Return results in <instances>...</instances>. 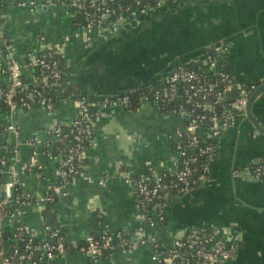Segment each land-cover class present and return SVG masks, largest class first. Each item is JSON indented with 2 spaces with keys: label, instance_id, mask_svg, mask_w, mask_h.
Returning a JSON list of instances; mask_svg holds the SVG:
<instances>
[{
  "label": "crops",
  "instance_id": "1",
  "mask_svg": "<svg viewBox=\"0 0 264 264\" xmlns=\"http://www.w3.org/2000/svg\"><path fill=\"white\" fill-rule=\"evenodd\" d=\"M178 6L154 12L117 35L102 36L77 26L62 6L0 0L2 31L10 45L5 49L0 43V67L20 64L29 88L37 79L32 62L45 46L60 45L65 90L89 100L152 86L179 65L189 64H200L213 74L224 68L238 84L264 85V0H182ZM223 48L227 51L216 63L205 62L206 53ZM8 86V74L0 71V88ZM57 96L61 101L52 110L37 101L25 110L0 107V135L5 138L0 151L5 147L4 157L17 159L22 183L10 197L12 215L0 222V248L9 250L20 242L18 226L37 243L53 227L74 244L89 236L113 240L118 234L136 242L143 223L135 183L150 173L177 170L176 132L186 119L150 103L133 110L102 109L93 141L82 151L87 175L72 180L65 196L49 201L58 184L59 161L51 153L55 137L50 131L73 124L79 109L74 96L65 99L60 91ZM252 115L254 122L243 114L202 127L203 139L215 142L211 180L168 203L164 225L148 230L153 241L97 261L71 249L25 264H162L157 246L171 248L194 229L224 232L235 245L227 264H264V182L235 174L264 161V90L253 102ZM12 125L19 137L7 132ZM2 178L3 183L9 180L8 174ZM17 197L26 203L19 206Z\"/></svg>",
  "mask_w": 264,
  "mask_h": 264
},
{
  "label": "built area",
  "instance_id": "2",
  "mask_svg": "<svg viewBox=\"0 0 264 264\" xmlns=\"http://www.w3.org/2000/svg\"><path fill=\"white\" fill-rule=\"evenodd\" d=\"M44 5H59L67 9L72 15V18L79 16L84 22V28L88 33L97 32L102 36H114L117 35L123 28L130 25L133 22H137L143 16H148L158 10L168 6V2L173 5H178L182 0H40ZM0 43L5 49H9V41L4 36L2 31V24L0 21ZM60 45L45 46V49L40 53L32 65L35 68H39L44 75V70L48 72L47 77L44 75V80L51 78L54 82L51 84V88L55 85L58 87L57 93H65V86L60 82L58 72L56 71V62H49L47 58L60 55ZM226 48L222 50L212 52V55L205 58V62L214 64L217 58H220L225 52ZM207 54V53H206ZM205 54V56H206ZM0 71L8 74L9 86L7 89L0 88V103H4L10 110L14 109H28L30 105L37 101L41 102L48 110H52V105L46 103L44 100L39 99L41 93L35 91L32 95L28 96L27 99L22 97L19 100V105L16 104L15 99L21 94L26 88L23 77H22V66L17 62H11L5 68L0 67ZM216 75H220L223 81L230 80V74L225 71L224 68ZM37 80V79H36ZM164 81L167 86L162 89L150 88L148 93L140 100V105L143 104H154L159 110L160 107L158 102L161 98L165 100H173L178 92L179 84H191V96H195L198 93L203 94L206 98L214 88L212 84H199V76L193 71H189L184 67L175 68L172 73L166 76ZM193 82H197L194 85ZM208 85V86H207ZM238 91V95L232 102H229L227 115L228 120L232 119L237 115H245L246 108L249 103V99L252 96L251 92L256 90L255 85H251L250 89L243 88L241 84L229 83L225 88V92ZM253 92V93H254ZM225 94H219V97L215 104L222 103ZM109 98L99 104V102L85 103L84 101L78 100V115L75 121H81L84 126L81 132H84L86 141L91 145L93 141V132L95 131V122L98 113L108 107L122 106L129 108L131 106L129 94L122 96L116 95ZM191 99V98H190ZM205 110H214V104L209 103L204 105ZM93 112H97L96 117ZM174 115H178L186 120L191 119V124L184 129H180L176 132L175 148L177 152V170L173 173L175 176L176 185L179 186V191L183 194L190 192L196 186L204 184L210 181V176L205 177L201 182L192 178V173L195 171L192 166L197 161V158L183 159L186 156V151L182 147L181 138L184 134L189 136L188 143L193 148L198 150L199 156L207 155L211 152L210 146H204L201 144V139L195 135V131L199 126L204 123L206 115H201L196 118L193 117V113L182 108L175 110ZM74 121V123H75ZM73 123V124H74ZM222 121H218L215 118L212 119V126H217ZM72 125V124H71ZM55 128V127H54ZM52 130V129H51ZM59 129H57L58 131ZM7 132L19 137V129L16 126H9ZM77 133L75 136L77 145L71 146L67 154L55 156L58 158V184L55 185L52 191L47 196V200L53 201L58 195H66V190L72 180L76 178H84L87 175L86 168L83 164V148L85 142ZM205 141V140H204ZM88 145V146H89ZM6 148L3 147L0 151V175L8 174L9 180L5 183L0 181V222L3 218L9 214V202L12 192H19L22 183L19 180V170L15 164L17 159L15 157L7 158L4 157ZM8 150V146H7ZM205 172L208 169H204ZM237 176H248L254 180L264 182V161L260 162L255 166L244 169L243 171L238 170L235 173ZM151 180L150 176H145L138 180L135 184V199L140 210V218L142 226L139 230V240L132 242L127 238H124L121 234L115 236L113 240L106 235L99 237L89 236L81 243H72L69 241L58 228L52 229L47 228L46 235L40 243L34 242L33 238H29L24 244V250L21 251L18 246L12 247L10 252H5L4 249L0 248V260L2 264H25L35 263L39 258L52 259L65 254L71 249H76L81 254L88 258L97 261L101 256H104L105 250H111L112 252L117 250H131L138 245V243L144 244L147 241H153V237L149 233V229H154L158 222L156 217L160 220L163 219L162 210L165 209L168 203L177 195L172 192H167L169 185L163 182V179L159 175H154L152 184H149ZM173 181L171 182V184ZM164 200V204L158 205L159 212L155 215V218L150 217V214L146 213L147 206L154 200ZM19 206L24 205L26 201L17 197L15 201ZM14 202V203H15ZM156 212V211H155ZM147 223V224H146ZM146 224V225H145ZM24 229L20 226L17 228L16 236L20 237ZM224 232L212 231L208 232L202 229H194L186 233L183 238L175 241L171 250L172 257H164L165 264H227L232 258L235 245L227 241ZM20 240V239H19ZM155 246L157 244L155 243ZM193 250V254L190 258L183 260L181 263L175 262V256H178V250ZM156 260V258H155Z\"/></svg>",
  "mask_w": 264,
  "mask_h": 264
},
{
  "label": "trees",
  "instance_id": "3",
  "mask_svg": "<svg viewBox=\"0 0 264 264\" xmlns=\"http://www.w3.org/2000/svg\"><path fill=\"white\" fill-rule=\"evenodd\" d=\"M129 1V0H127ZM74 21L75 24L77 26H84L85 22L83 20H81V18L79 16L74 17ZM212 55V52H208L205 56V58H207V56ZM47 60L49 62H56V71L58 72L59 75V79L60 82H64V74H63V64H62V59L56 55L54 57H50L47 58ZM184 67L185 69L189 70V71H193L195 73L198 74L199 76V84L197 82H193L194 85H201L204 84H212L214 85L213 90L211 91V93L204 98L203 94H197L195 96H191V84L190 83H182L178 85V92L176 97L169 101V100H165L164 98H161L160 101L158 102V105L160 107V111L165 113V114H173V112L175 110H178L180 108L190 111L193 113V117L196 118L198 116L201 115H206V119L204 120V123L199 126L197 128V130L195 131V135L198 136L201 139V144H203L204 146H210L211 147V152L207 155H203V156H199L198 150L193 148L192 145H190L188 143V139L189 136L187 134H184L181 138V143H182V147L183 149L186 151V156L183 159H191V158H197V161L193 164L192 168L195 170L192 173V178L197 180L198 182H201L205 177H209V164H210V156L214 150L215 147V142L210 140L209 142L204 141L203 137H202V127L205 125H211L212 124V119L215 118L218 121H222V122H227L229 117L227 115V109H228V105H229V101L227 99V93L225 92V88L227 87V85L229 83H233V84H238L235 82V80L233 79V77L231 76V74L225 70L227 73L230 74V80L229 81H223L222 78L220 77V75H216L213 73L208 72L207 70H205L200 64H189V65H179L178 67ZM176 67V68H178ZM195 67V68H194ZM172 73V72H170ZM44 75L47 77L48 72L44 70ZM44 75L42 74V71H40L39 68H36V76H37V80L35 82V84L27 89H25L21 94L18 95V97L15 99V102L17 105H19V100L22 97H25L27 99L28 96L32 95V93H34L35 91L41 93L39 99L44 100L46 103H50L52 105V109L54 108V106H56V104H58L61 99L57 96V91H58V87L57 85H55L53 88H51V84L54 82L53 79L48 78V80H44ZM251 85H255L256 89L258 88L259 85L261 84H241V86L243 88L246 89H250ZM167 86V83L163 80L158 82L157 84H154L152 86L149 87H142L136 90H133L131 93L129 94V98H130V103L131 106H129L128 109H136L137 107L140 106V100L148 93L150 88H154V89H162L164 87ZM208 86V85H207ZM254 91L251 92V95L253 94ZM219 94H225L224 96V100L222 103H218L215 104V102L217 101ZM234 98L237 97L238 95V91H234L233 92ZM74 96L76 99L84 101L85 103H92V102H99V104L103 103L106 98H117V97H107V96H97L92 98V100L87 99L86 97L83 96H79L75 93H73V91L71 90V88H67L65 90L64 93V97L65 99ZM191 98V99H190ZM212 103L214 104V110H205L204 109V105ZM0 107L2 108H7V105H5L4 103H0ZM93 115L96 117L97 112H93ZM178 116V115H176ZM180 117V116H178ZM191 124V119L186 120L184 123V126L182 129H184L185 127H188ZM84 124L81 121H75L74 124L72 125H59L56 126L55 128H53L50 131V135L55 137V141L53 143V147L51 149V153L54 156H58V154L61 155H66L68 149L71 146H75L78 144V142L75 139V136L77 135V133H80L79 136L81 139H83V143L85 142L84 146H88L89 143L86 141L85 136H84V132H81V130L83 129ZM57 129H59L57 131ZM94 133L93 132V137H94ZM9 151H12V147H9ZM83 164L85 166H87V160L83 159ZM204 169H208L207 172L204 171ZM87 170V168H86ZM162 179L163 182L167 185H169V188L166 190L167 192H172V194L177 195V196H182L183 193L179 191V186L176 185V179L175 176L173 174H169V173H160L158 174ZM148 176L151 177V180L149 181V184H152V179L154 174H149ZM2 176L0 175V181H2ZM173 181V183L171 184V182ZM160 204H164V200H154L152 202L149 203V205L147 206V210L146 213L150 214V217L155 218V214L154 213H158L159 212V208L158 205ZM156 211V212H155ZM162 216L163 219L160 220L158 218V216L156 217V220L158 222V225L156 227L162 226L164 225L165 219H166V210L163 209L162 210ZM147 224V223H146ZM145 224V225H146ZM155 227V228H156ZM56 227H53L52 229H55ZM154 228V229H155ZM152 230V229H151ZM62 233V232H61ZM63 234V233H62ZM20 239V242L17 243L18 248L23 251L24 250V244L25 242L30 238L28 236V234L23 231L21 236L18 237ZM35 242V240H34ZM81 243V242H80ZM14 248V246H13ZM12 250L9 249L7 250V248L5 249V252H10ZM171 250V248H161L157 246V253L163 255L165 258L166 257H172V254L169 253V251ZM112 251L111 250H105L104 251V256H107L109 254H111ZM193 254V250L189 249V250H178V256H175V262L176 263H181L183 262V260L190 258L191 255ZM162 264H165V261L162 260ZM191 264H194L191 261Z\"/></svg>",
  "mask_w": 264,
  "mask_h": 264
},
{
  "label": "water",
  "instance_id": "4",
  "mask_svg": "<svg viewBox=\"0 0 264 264\" xmlns=\"http://www.w3.org/2000/svg\"><path fill=\"white\" fill-rule=\"evenodd\" d=\"M180 6V5H179ZM179 6L178 5H173V3H171V2H168V6H166V7H164V8H162V9H160V10H158L157 11V13H165V12H168V11H175V9H177V8H179ZM156 13V12H155ZM153 14V13H152ZM152 14H150V16L152 15ZM149 16V15H148ZM153 16V15H152ZM146 17L147 16H143V17H141L140 18V20H144L145 21V19H146ZM82 20V19H81ZM136 22H133V25L135 24ZM195 68V67H194ZM262 90H264V85H259L258 86V88L255 90V92L252 94V96L250 97V99H249V103H248V106H247V108H246V115H247V117L249 118V119H251L253 122H254V118H253V115H252V105H253V102H254V100L257 98V96L262 92ZM133 91V90H132ZM132 91H130V92H121L120 94H119V96H122V95H124V94H128V93H131ZM227 99H228V101L229 102H232L233 100H234V95H233V93L232 92H228V94H227ZM4 140H5V138H4V135H0V143H4ZM135 247H137V246H135ZM101 259H103L104 258V256H101L100 257Z\"/></svg>",
  "mask_w": 264,
  "mask_h": 264
}]
</instances>
